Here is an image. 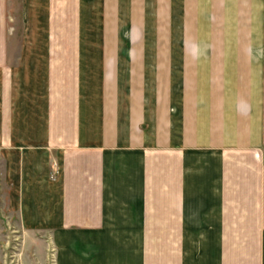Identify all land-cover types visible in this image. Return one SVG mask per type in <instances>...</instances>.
<instances>
[{
    "label": "crops",
    "instance_id": "1",
    "mask_svg": "<svg viewBox=\"0 0 264 264\" xmlns=\"http://www.w3.org/2000/svg\"><path fill=\"white\" fill-rule=\"evenodd\" d=\"M15 218L57 264H264V0H0Z\"/></svg>",
    "mask_w": 264,
    "mask_h": 264
},
{
    "label": "rangeland",
    "instance_id": "2",
    "mask_svg": "<svg viewBox=\"0 0 264 264\" xmlns=\"http://www.w3.org/2000/svg\"><path fill=\"white\" fill-rule=\"evenodd\" d=\"M56 254L48 235L22 231L16 218L0 232V264H57Z\"/></svg>",
    "mask_w": 264,
    "mask_h": 264
}]
</instances>
